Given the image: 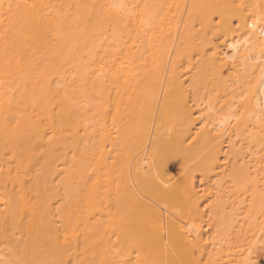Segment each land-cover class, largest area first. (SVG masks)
<instances>
[{"label": "bare ground", "instance_id": "obj_1", "mask_svg": "<svg viewBox=\"0 0 264 264\" xmlns=\"http://www.w3.org/2000/svg\"><path fill=\"white\" fill-rule=\"evenodd\" d=\"M257 253L264 0H0V264Z\"/></svg>", "mask_w": 264, "mask_h": 264}, {"label": "rangeland", "instance_id": "obj_2", "mask_svg": "<svg viewBox=\"0 0 264 264\" xmlns=\"http://www.w3.org/2000/svg\"><path fill=\"white\" fill-rule=\"evenodd\" d=\"M171 161V166H172V169H175L176 167V161H174L173 159L169 160ZM228 195L226 196V203H225V208L226 209H230V207L232 206V200L234 199V196H231V194L229 192H226ZM262 254L261 253H257L256 256H255V264H264V258L262 259ZM258 260V261H257ZM259 262V263H258Z\"/></svg>", "mask_w": 264, "mask_h": 264}]
</instances>
